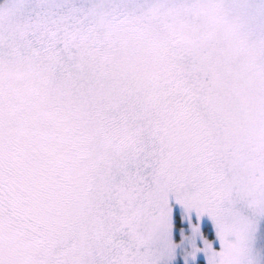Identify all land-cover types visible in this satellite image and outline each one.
Masks as SVG:
<instances>
[{"label": "snow or ice", "instance_id": "1", "mask_svg": "<svg viewBox=\"0 0 264 264\" xmlns=\"http://www.w3.org/2000/svg\"><path fill=\"white\" fill-rule=\"evenodd\" d=\"M0 264H264V0H0Z\"/></svg>", "mask_w": 264, "mask_h": 264}]
</instances>
